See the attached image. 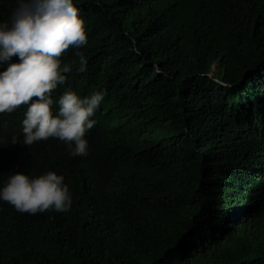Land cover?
<instances>
[{
    "label": "trees",
    "instance_id": "16d2710c",
    "mask_svg": "<svg viewBox=\"0 0 264 264\" xmlns=\"http://www.w3.org/2000/svg\"><path fill=\"white\" fill-rule=\"evenodd\" d=\"M73 2L87 70L53 113L68 89L104 99L86 156L23 144L29 105L0 114V190L54 171L72 199L35 214L0 199V264H264V0ZM16 7L0 0V23Z\"/></svg>",
    "mask_w": 264,
    "mask_h": 264
},
{
    "label": "clouds",
    "instance_id": "9594fccd",
    "mask_svg": "<svg viewBox=\"0 0 264 264\" xmlns=\"http://www.w3.org/2000/svg\"><path fill=\"white\" fill-rule=\"evenodd\" d=\"M16 5L11 20L0 23V63L19 58L0 72V114L29 105L22 121L23 144L54 138L64 142L72 156H86V133L95 125L91 117L105 94L81 97L68 89L58 99V112L52 107L57 102L52 93L68 81L73 65L78 63L79 72L87 70V57L78 50L87 44L85 21L73 0H16ZM69 49L76 50L78 61L62 63ZM0 199L30 214L67 212L72 204L64 177L54 171L34 178L23 172L10 175Z\"/></svg>",
    "mask_w": 264,
    "mask_h": 264
},
{
    "label": "rangeland",
    "instance_id": "374dc122",
    "mask_svg": "<svg viewBox=\"0 0 264 264\" xmlns=\"http://www.w3.org/2000/svg\"><path fill=\"white\" fill-rule=\"evenodd\" d=\"M217 71V67L215 66V64H213L211 66V71L209 72L210 74H212L213 72Z\"/></svg>",
    "mask_w": 264,
    "mask_h": 264
}]
</instances>
